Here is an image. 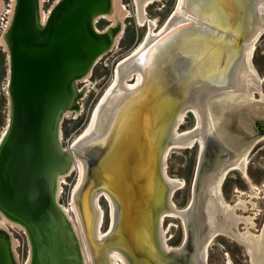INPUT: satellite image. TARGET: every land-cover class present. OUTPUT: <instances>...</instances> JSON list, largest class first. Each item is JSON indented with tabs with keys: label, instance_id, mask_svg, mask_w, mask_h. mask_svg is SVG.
<instances>
[{
	"label": "water",
	"instance_id": "95a60500",
	"mask_svg": "<svg viewBox=\"0 0 264 264\" xmlns=\"http://www.w3.org/2000/svg\"><path fill=\"white\" fill-rule=\"evenodd\" d=\"M143 1L135 0L140 19ZM110 4L53 0L41 21L39 0H14L3 30L8 114L0 138V208L26 227L32 245L28 264H82L71 222L56 197L58 172L67 170L73 151L84 157L73 202L90 264H113L110 250H117L124 264H207L203 246L216 230L240 239L250 264H264V220L259 232L249 230L251 215L233 210L246 208L243 197L228 203L219 190L230 165L245 173V153L264 135V92L249 60L250 44L264 27V0H178L155 32L148 18L146 38L116 65V79L91 126L64 147L59 121L78 93L75 80L113 38L109 25L95 24ZM133 69L138 78L127 84L123 78ZM185 107L195 110L196 115L190 111L197 121L175 133ZM194 135L200 142L190 199L177 209L170 199L179 180L164 173L165 150ZM100 193L109 198L102 233L95 198ZM164 211L182 218L179 245L164 243ZM0 264H16L1 225Z\"/></svg>",
	"mask_w": 264,
	"mask_h": 264
},
{
	"label": "rangeland",
	"instance_id": "374dc122",
	"mask_svg": "<svg viewBox=\"0 0 264 264\" xmlns=\"http://www.w3.org/2000/svg\"><path fill=\"white\" fill-rule=\"evenodd\" d=\"M39 1L40 12L46 13L53 0ZM174 2L175 0H152V2L150 1L146 4L145 10L147 16L154 18L156 21L155 29H158L162 25L171 11ZM11 3L12 0H0V16L3 15L2 18L0 17V135L6 126L8 114V98L5 85L7 77V47L4 39L1 41V35L6 27L5 22L8 18ZM121 12H125L126 14H123L120 19L123 25V31L116 43L111 44L110 47L97 56L85 79L75 80V85L80 92L75 99L76 105L64 111L59 121V141L64 147H67L72 138L86 125L92 107L113 76L117 61L128 53L133 46L139 43L138 41L141 40V37H143L146 31L147 26L137 23L135 19L133 0H112L111 13L115 14L116 18H118ZM99 19H103L101 24L98 23ZM110 22L108 16L99 15L95 24L100 28ZM119 24V21H117L114 27H118ZM251 58L258 76L262 77H260L259 84L264 91V30L255 39ZM194 121L195 117L193 113L190 110L186 111L183 120L178 125V130L191 127ZM196 152L197 143H194L190 146L173 145L168 148L165 154L166 173L170 176L183 179V184L171 193L172 201L177 207L184 206L189 199L190 181L193 175ZM246 158L245 173L248 177L241 170L231 168L225 173L220 183V189L221 194L228 201H234L238 196L243 197L246 208L239 207L237 211L239 213H249L254 221L250 230L259 232L262 221L264 220V136L254 142L247 151ZM76 178V168L71 169L67 174L60 177V190L57 196L58 203L63 205L68 204ZM99 203L103 208V218L100 225L101 230H103L109 221V201L101 195L99 197ZM161 224L165 229L164 234L168 244L174 245L180 242L183 229L181 220L178 217L164 215ZM241 224L243 223L239 222V227L242 229L243 226ZM6 228L10 231L11 248L15 263H26L30 255L26 233L22 228L14 224H8ZM81 249L79 242L81 263L85 264ZM206 249L207 264H249V255L245 247L237 240L224 234H215L208 241Z\"/></svg>",
	"mask_w": 264,
	"mask_h": 264
},
{
	"label": "bare ground",
	"instance_id": "6f19581e",
	"mask_svg": "<svg viewBox=\"0 0 264 264\" xmlns=\"http://www.w3.org/2000/svg\"><path fill=\"white\" fill-rule=\"evenodd\" d=\"M150 1L152 2V0H144V1L142 2V6H141V7H142V13L144 14V17H143L142 19H140L139 16H138V14H137L135 0H133V2H134V7H135V19H136L137 23H139V24H145V25L147 26V28H146L145 33L143 34V37H141V40L138 41L139 43H138L137 45L133 46L132 49H131L128 53H126L125 55H123V56L117 61L116 65H117L121 60H123L125 57H127L128 55H130L131 53H133V52H134V51H135V50H136V49H137V48L143 43L144 39H145L146 36H147L148 30H149L148 18L151 19V20L153 21V24H152V26H151V31H152V32L157 31V30L162 26V25H161L158 29H155V23H156L155 19H154V18H150V17H148L147 14H146L145 6H146V4H147L148 2H150ZM13 3H14V0H12V3H11V5H10L8 18H9L10 15H11V11H12V8H13ZM177 3H178V0H175L174 5H173L171 11L169 12L168 16H169V15L172 13V11L175 9ZM120 5H121V4H120ZM111 8H112V0H111V4H110V9H109L108 11H105V12L99 14V15L108 16V17L110 18V21H111L109 24H107V25H109V26L111 27V29H112V34H113V35H112L113 38H112V41H111L109 47L111 46V44H112V45L115 44L116 41L118 40V37L121 35V33H122V31H123V25L121 24V20H120V19L122 18L123 14H126L125 12H124V13L121 12L120 16H118V18H116L115 14L111 13ZM123 8H124V7H123ZM124 10H125V9H124ZM45 16H46V13H43V12L41 13V12H40V19H41V21H43V19L45 18ZM168 16L165 18V20L168 18ZM165 20L163 21V23L165 22ZM117 21H119L120 24H119L118 27L115 28L114 25L116 24ZM7 23H8V20L6 21V25H7ZM163 23H162V24H163ZM141 26H142V25H141ZM156 26H157V25H156ZM263 30H264V27L261 28V29L258 31V33L255 35V37L253 38V40H252V42H251V44H250V49H249V60H250V63H251V65L253 66L254 69H255V67H254V65H253L252 58H251V57H252V52H253V47H254V42H255L256 37H257V36L259 35V33L262 32ZM3 39H4V41H5L4 35H3V33H2V35H1V41H2ZM112 42H113V43H112ZM4 43L6 44V41H5ZM6 47H7V45H6ZM7 54H8V51H7ZM98 56H99V55H98ZM116 65H115V67H114L113 76H112L110 82H109L108 85L104 88L103 92L101 93V95H100L99 98L97 99L96 103H95L94 106L92 107V110H91V113H90V117H89V119H88L86 125L84 126V128H83V129H82V130H81L76 136H74V137L72 138L71 142L68 144L67 147L71 146V145H72V144H73V143H74V142H75L80 136H82V135L88 130V128L91 126V123H92V120H93V117H94V114H95V111H96V108H97L98 104L100 103V101L102 100V98L104 97V95L106 94V92L108 91V89L110 88V86L112 85V83L114 82V80L116 79V76H117ZM88 72H89V70H88L87 72H85L83 75H81L80 77H77V79H85V78L87 77V75H88ZM255 72H256V74H257V71H255ZM133 77H134V79H133ZM257 77H258V82L260 83V80H261L262 77L260 76V77H261V78H260V77L258 76V74H257ZM131 78H132V80H131ZM137 78H138V71L135 70V69H133L128 75L124 76L123 81H124L125 83H127V84H132V83H134V82L137 80ZM75 86H76V85H75ZM259 86H260V84H259ZM260 89L262 90L261 87H260ZM77 90H78V93H77V95H78L80 92H79V89H77ZM262 92H264V91L262 90ZM252 93H253V96H258V91H257V89H252ZM77 95H76V96H77ZM76 96H75V99H76ZM75 101H76V100H74V103H75ZM74 103H72V105H70V106L64 108L63 112H64V111H67L70 107H73ZM74 107H75V106H74ZM75 109H76V108H75ZM188 110L194 111V113H195V115H196V112H195V110H194L192 107H185L182 111H180V112L178 113V121L175 123V126H174V132H175V133H180V132L185 131V130H187V129H189V128H191V127H193V126L195 125V123H196V121H197V116L195 117L194 124H193L191 127H188V128L182 129V130H178V125H179V123L183 120L184 115L186 114V111H188ZM4 129H5V128H4ZM3 132H4V130H3ZM3 132L1 133L0 138H1V136L3 135ZM58 135H59V133H58ZM262 136H264V135H262ZM262 136H260V137H262ZM260 137H258V138H260ZM258 138H257V139H258ZM257 139H255V140L253 141V143L251 144V146L254 144V142H255ZM198 141L200 142L199 136H198V135H194V136L191 137L189 140H187L185 143H174V142L168 143V144H167V148H166V150H165V154H166L168 148L171 147V146H173V145H176V146H190V145H192V144H194V143H198ZM199 146H200V145H199ZM251 146H250V147H251ZM250 147H249V149H250ZM249 149H248V150H249ZM248 150H247V151H248ZM72 151H73V150H72ZM198 151H199V147L197 148V152H196L197 154H196V156H198ZM246 154H247V152L245 153V157H244V163H245V165H246V161H247ZM196 162H197V158L195 159V163H196ZM245 165H244V167H245ZM83 167H84V157H83V156H78V155L73 151V157H72V160H71V162H70V164H69L67 170H66V171H59V172H58L57 188H56V197L58 196V192H59V190H60V185H59V179H60V177H61V176H64L65 174H67L71 169H73V168L75 169V168H76V170H77V178H76V180H75V182H74V185H73V187H72V190H71L70 200L68 201V204H67V205H63V204H61V203H59V204H60L61 207L64 209V211H65V213H66V216H67V218H68V221L71 222L70 226H71V228H72V231H73L74 236H75V238H76V241H77V243H78V248H79V242H80V244H81V248H82L81 250H82V253H83V256H84L83 260H84L85 264H90L89 257H88V251H87V244H86L85 234H84V231H83V228H82L81 221H80L79 216H78V214H77V211H76V208H75V204H74V202H73L74 191H75V189H76V187H77V185H78V183H79V181H80V178H81V176H82ZM231 168H237V169L241 170V171L244 173L243 169H242L239 165H230V167H229L225 172H227V171H228L229 169H231ZM164 173H165V175H166L167 177L175 178V179H178V180H179V183L172 187L171 192H172L174 189L180 187V186L183 184V179H182V178L174 177V176H170V175H168V174L166 173L165 169H164ZM191 181H192V179H191ZM191 181H190V182H191ZM220 183H221V182H220ZM220 183H219V190H220V192H221V189H220ZM190 186H191V183H190ZM191 189H192V188H191ZM191 189H190V192H191ZM101 195H103V196L109 201V198L107 197V195H106L105 193H104V194H103V193H100V194H98V196L95 195L96 202H98L99 224H101V222H102V218H103V213H102V216L100 217V212L103 211V210H102L103 208H102V206H101L100 203H99V197H100ZM221 195H222V194H221ZM222 196H223V195H222ZM189 199H190V196H189ZM189 199H188L187 203H186L184 206H182V207H180V206L177 207V206L175 205V203L172 201V198L170 199V202H171V204H172L175 208H177V209H181V208H184V207L189 203ZM223 199H224V201H228V200L225 199V197H223ZM234 201H235V200H234ZM232 202H233V201H228V203H232ZM239 207H242V206H241V205H234V206H233V210H234L235 212L239 213V212L237 211V208H239ZM242 208H243V207H242ZM243 209H244V208H243ZM164 215H172V216H176V217H178V218L181 220L182 229H183L182 238H181L180 242H179L178 244H176V245H179V244L182 242L183 237H184V225H183L182 218H181V216H180L178 213H174V212H171V211H164V212H162L161 217H160V226H161V230H162V234H163L164 243H165V245H167V246H173V245L168 244L167 241H166V237H165V234H164V233H165V229H164V227H163L162 224H161V220H162V217H163ZM0 216H1V217H0V225H1V226H2V227H3L8 233L10 232V231L6 228V227L8 226V224H9V225L14 224V225H17V226H19L20 228L23 229V231L26 233L27 238H28L29 248H30V254H31V251H32V245H31L30 237H29V235H28V232H27V229H26L25 225H24L22 222H20L19 220H16V219H14V218L8 217V216L3 212V210H2L1 208H0ZM251 219H252V218H251ZM239 222H242V223L244 224V220L239 219V220L236 221L237 229H238V230H241V228L239 227ZM253 224H254V223H252V225H253ZM252 225H247V228L250 230V228H251ZM99 226H100V225H99ZM242 226H243V228H245V225H242ZM243 228H242V229H243ZM102 232H103V230H101V228H100V229L98 230V233H102ZM218 233H220V234H224V235H226V236H228V237H230V238H232V239L237 240V241L240 242V243L245 247V249H246L245 244H244L240 239H238L237 237H235L234 235H232V234H230V233H228V232H226V231H224V230H216V231H214L212 234L209 235V237L206 239V241H205V243H204V246H203V257H204V254H205L204 249L207 250V249H206V245H207L208 241H209V240H210L215 234H218ZM9 238H10V234H9ZM13 242H14V241H13ZM10 243H11V240H10ZM246 251H247V249H246ZM247 252H248V251H247ZM110 255L112 256V263H113V264H124L123 259H122L120 253H119L117 250H110ZM13 257H14V256H13ZM28 257H30V255H29ZM28 261H29V260H28ZM28 261H27L26 263H24V264H28ZM206 262H207V261H206ZM227 263H228V262H227ZM249 264H250V260H249Z\"/></svg>",
	"mask_w": 264,
	"mask_h": 264
},
{
	"label": "trees",
	"instance_id": "16d2710c",
	"mask_svg": "<svg viewBox=\"0 0 264 264\" xmlns=\"http://www.w3.org/2000/svg\"><path fill=\"white\" fill-rule=\"evenodd\" d=\"M102 21H103V19H99V20H98V23L101 24ZM189 163H190V161L188 162V167H189ZM176 241H177V240H176ZM178 243H179V242H178ZM178 243H176V244H178ZM176 244H174V245H176Z\"/></svg>",
	"mask_w": 264,
	"mask_h": 264
},
{
	"label": "built area",
	"instance_id": "2783aa9c",
	"mask_svg": "<svg viewBox=\"0 0 264 264\" xmlns=\"http://www.w3.org/2000/svg\"><path fill=\"white\" fill-rule=\"evenodd\" d=\"M0 17L2 18V17H3V15H1ZM7 20H9V18H7ZM7 20H6V21H7ZM96 20H97V19H96ZM5 24H6V22H5Z\"/></svg>",
	"mask_w": 264,
	"mask_h": 264
}]
</instances>
